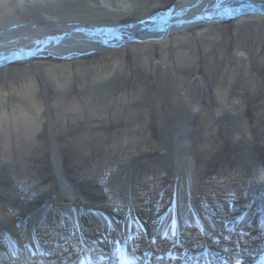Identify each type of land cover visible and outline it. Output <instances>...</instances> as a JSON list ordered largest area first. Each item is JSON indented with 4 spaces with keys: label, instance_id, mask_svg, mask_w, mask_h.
<instances>
[{
    "label": "rangeland",
    "instance_id": "1",
    "mask_svg": "<svg viewBox=\"0 0 264 264\" xmlns=\"http://www.w3.org/2000/svg\"><path fill=\"white\" fill-rule=\"evenodd\" d=\"M178 1L0 0V21L118 19L122 22H140L144 20L143 16L170 10ZM239 17L241 16L235 14L233 18L217 24L202 25L201 28H208L202 36L195 29L190 30L192 32L180 42L179 48L177 45L163 47L154 44L132 53L131 49L118 51L120 48L114 50L115 48L111 47L102 54L99 52L64 57L31 56L21 62L0 65V88L6 90L5 94H11L0 96V110L6 108L11 111L17 108L20 109L19 112L26 114L29 112L35 113L36 116L40 114L43 119L40 139L45 141L47 138L50 141V137L54 135L60 146L68 149L67 146L76 143L78 140L76 136H80L86 129L93 132L92 138L96 139H93L92 143L95 145L84 148V156L82 151L77 155L75 162L71 151L66 150L64 154L67 160L64 161L62 158V166L68 169V176L74 180V189L80 188L87 197L97 194L109 197L107 203L94 201L92 206L91 203H81V200L76 201L77 199L72 197L66 201H59L61 193L66 191L67 187L62 190V183L52 163L54 145L49 144L50 147L45 150L44 146L47 144L41 142V150L36 154L40 160L29 161L27 157L32 154L27 150L33 147L35 140L30 143V137H25L27 134L23 129L17 132L13 128L9 149L6 134L0 131L2 153L0 183H6L3 187L0 184V239L7 236L5 232L9 225L7 222L14 219L15 215L21 218L23 212L22 220H14L18 223L15 235L18 238L25 235L29 219L35 217L38 220L37 230L41 231L39 241H43L47 236L43 226L48 225V212L60 214L56 218V222H60L59 216L63 219L61 211L68 215V208L72 202L74 204L77 202L78 209L81 207L94 209L98 205H103L112 211L117 221L125 220L130 237L123 239L126 242L130 240V244L132 238H135V232L131 234V229L143 227L134 219L137 215L133 216V213L146 212L149 207L154 209L161 201L164 203L163 215L165 213L168 215L171 209L175 212L176 206L178 208L180 206L182 180L178 191L175 186L178 179H174V174L165 163L166 157L172 158L175 150L173 137H176L181 129L184 131L189 124L190 114H193L189 104L181 98L184 94L187 98L197 97L203 104L201 111L195 113L197 115L191 122L196 127L194 139H198L194 149L199 159L193 185L197 188L195 194L198 195L195 199L199 202L192 204L191 207L196 205L197 208L208 211L209 208H220L219 205L224 208L227 206L231 216H240L249 207L248 196L256 195L258 201L253 205L257 204L262 213L264 186L250 183L249 166L260 158L264 161V18L239 21ZM113 51L116 52L112 53ZM166 53L169 59L167 70L156 62ZM106 55L125 59L127 65L122 73L121 61L118 66L115 65L114 59L105 65L104 71L112 67L111 72L96 77L93 82L96 84L95 91L90 93L88 88L92 87V81L89 80L91 84L87 87L82 84L84 71L89 67L88 60L105 58ZM143 55L149 57L147 68L141 64ZM170 61L173 69L170 67ZM105 62L97 64V67H101ZM28 82H33L36 88L29 90ZM69 85H72L71 89H68ZM122 92L129 95L128 100L119 102ZM223 97L229 101L233 98L241 100L240 105L236 107L237 113L217 116L218 127H212L209 134L207 129L209 121H206V116L209 115V118L215 116L216 108L221 106L218 99ZM35 100L39 101L38 107L33 105ZM77 109L80 112L78 114ZM116 109L119 110L117 113ZM148 118L155 127L156 141L147 152L132 155V150H127L132 145H121V149H117L114 154L103 155L106 139L112 143L115 138V143L121 144V140L126 141L124 135L128 133L127 129L137 125L130 124L131 120L142 121L138 123L141 128ZM203 120L206 122H201ZM246 120L251 133L246 138L242 135L237 138L235 135L243 130ZM99 134L103 137L100 138ZM16 137L19 138L20 147ZM202 141L207 144L206 148L200 150L199 144ZM129 160L132 165L129 162L125 172L121 173L120 180L116 184L111 183L109 170L114 167V163L121 161L117 166L119 168ZM8 164L9 172L5 173V165ZM159 166L162 170L158 178L155 171ZM84 168L92 169L96 176L88 173L79 177L83 174ZM40 170L44 172L40 173ZM11 172L15 173L16 178L10 175ZM218 175L222 178H217ZM227 185H230V189L228 196L224 197L226 192L222 190L217 192V187ZM109 186V190L105 191ZM71 193L74 194L73 191ZM71 199L72 201H69ZM134 201L137 203L136 207L135 204L131 205ZM25 207L28 209L27 212L20 210ZM207 233L208 235H204L206 238L210 235ZM149 234L155 236L158 233ZM51 235L55 240L59 238L57 234ZM91 236L88 230L83 237H88L89 240ZM114 236H117V230ZM139 236L142 237L139 239ZM138 237V244L142 242L141 245L145 247L147 244L143 242L144 233L138 234ZM29 239L26 238L28 246L31 244ZM112 241H115L116 247L118 240L113 238ZM132 242L134 249L142 248L138 247L139 245L135 248L137 242H134V239ZM109 244L111 248L114 247L111 242ZM20 247L15 242L11 244L10 249L21 250ZM74 248L71 256H66L69 261L75 258L88 259L90 256V253H84L76 257L79 250L77 246ZM113 249L112 252L115 253V248ZM97 252H100V249H97ZM97 252L93 253V256L97 257ZM0 253L1 257H5L4 249L0 248Z\"/></svg>",
    "mask_w": 264,
    "mask_h": 264
},
{
    "label": "bare ground",
    "instance_id": "2",
    "mask_svg": "<svg viewBox=\"0 0 264 264\" xmlns=\"http://www.w3.org/2000/svg\"><path fill=\"white\" fill-rule=\"evenodd\" d=\"M235 14L241 16L238 19L239 21L264 18V0H179L170 10L143 16L144 20L140 22H122L118 19H111V21L100 19L38 22L20 20L0 21V65H10L12 63L21 62L31 56L64 57L99 52L102 54V52H105L111 47L115 48L114 50L120 48L118 51L131 49L130 51L132 53L136 52L139 48L149 47L154 44H160L163 47L177 45V48H179L180 42L189 35V32H192L190 30L195 29V31L202 36L208 30V28H201L202 25H214L220 21L233 18ZM114 52L116 51L112 53ZM113 59L116 66H118L121 61L120 68H122V70L120 73H122L127 65V61L125 59L122 60L120 57L116 58L114 55H106L105 58L88 60L89 67L84 71L82 84L87 87V85L91 84L89 80L93 83L96 77L109 74L112 67L104 71V66L113 61ZM141 59L142 66L147 68L149 65V57L143 55ZM103 61L108 62H105L101 67H97V64L99 65V63ZM156 62L157 64L160 63V65L167 70L169 66L168 54L166 53L164 56L157 59ZM170 62V67L173 69L174 66L172 61ZM70 80L73 82L72 78ZM71 86L72 85H69L68 89H71ZM27 87L30 88L29 90L36 88L33 82H28ZM95 87L96 84L93 83L92 87L88 88L90 93L95 91ZM5 91V89L0 88V96L2 94L11 95L5 94ZM128 96L129 95L124 92L120 93L119 102L128 100ZM132 98H134V96H132ZM181 98L189 104V109L193 114H190L191 118L189 124L184 128V131L181 129V132H179L176 137H173L175 140V150H173L172 158L166 157L165 163L174 174V179H178L175 183L178 191L180 181L182 180L181 192L179 194L180 206L179 208L176 206V213L173 212L174 210H171L168 215H166V213L163 215L164 203L161 201L154 209L149 207V210L146 212L133 213V216L137 215L134 219L138 220V223H141L143 227H138L136 229L133 227L131 229V234L136 230L138 231L134 233L135 238H132V241L134 239V242H137L138 234L142 235L144 233L143 242L147 244H145L146 247H143V249L141 248L142 250L139 248L133 249V253H136V255L133 257L129 256V249L133 246V242L131 241L129 249H126V241H124L123 238L130 237V230L124 223L125 220L117 221L112 215V211L107 210L103 205H98V207L94 209H90V207H81L78 209V206H76L77 202L75 204L72 202V205L68 208V215L60 210L63 217L62 219L59 216L61 223L56 222V218L60 214L57 215L55 212H48V225L43 226L45 228L43 231L47 236L44 237L43 241H39V238H41L39 232L41 231L37 230L38 228L36 226L38 220L35 217L29 219L27 233L22 235L21 238H18L15 235V229H17L18 223L14 220H22L23 212L21 218L16 215L13 216L14 219L7 222L9 225L5 228L7 236L0 239V248L6 251V254L4 253L3 255L5 257H1L2 255L0 253V264H69L71 260L69 261L66 256H71L70 253H73L75 250V248L73 249L74 246L78 247L79 257L84 253H90L88 259L91 260V257H95L93 253H96L97 249L109 251L111 248L109 242H111L113 246L115 243V241H112L113 238L118 240L116 247L114 246L115 253L117 252L118 254L121 252V258L126 260L129 257L130 262H134V260L146 258L150 253H158V251L155 252V250L160 246L158 245L159 242L157 244L153 243L158 234L151 236L149 233L154 234L160 231L162 234L167 233V238H170L169 236L171 232H173L174 224L177 230L181 228L184 229L187 225V228L184 229L182 234L184 237L183 240L187 241L186 243L189 246H191L192 243L193 246L197 244L195 247L197 250L193 252V254L195 257H198L200 254L201 261H206L207 253L210 257L213 254L224 255L229 253L235 256V260L244 261V263L241 264H252L254 258L259 259L261 255L256 256V254L259 252L260 248L264 246V231L262 230L264 227V210L259 214L260 210L257 204L253 205L258 201V196L257 198L256 195L248 196L247 207L248 205L249 207L246 211L244 210L240 216H231L227 206L224 208L219 205L220 208H209L208 211L197 208L196 205H194L195 207H191L192 204H197V202H199L195 199L198 195L195 194L197 188L193 186L197 175L199 160L194 149V144L197 143L198 138L194 139V129H196V127L195 124H191V122L195 119V115H197L195 113L201 111L203 104L197 97L187 98L184 94ZM218 102L221 106L216 108L214 113L215 116L213 118H209V115L206 116V121H209L207 128L209 134H211L212 127H218L216 118L218 119V117L221 116L220 114L237 113L236 107L240 105L241 100L233 98L229 101V99L223 97V99H218ZM37 103L39 104V101L37 102V100H35L33 105L37 106ZM19 110L20 109L17 108H13L11 110L12 112L6 108L0 110V131L6 134V142L9 149L11 148L13 128L17 130V132L23 129L27 134L25 137H30V143L35 140V142H33V147L28 148V150L26 148V150L31 151L30 154H32L27 157L29 161L37 162L40 160V158H37L36 154L41 150V142L47 144L44 146L45 150L50 147L49 144H53L54 155L52 163L62 183V190L67 187L66 191L64 190V192L61 193L59 201H66L67 198L72 197V199H77L76 201L81 200V203H91L90 206H92L94 201L101 204L107 203L108 196L97 194L93 197H87L80 188L74 189V180L68 176V169H64L62 166V158L64 161L67 160L64 154L66 150L71 151L70 154L75 162L77 160V155L84 151V148L95 145L92 143V140L96 139L92 138L93 132L86 129L80 136H76L78 139L77 142L69 144L67 146L68 149H66L60 146V142L54 135L50 137V141L47 138H45V141L40 139V137H42L41 130L43 126L41 124V120L43 119L40 114L36 116L35 113L29 112L26 114L25 112H19ZM39 110H41V108H39ZM118 111L119 110H117L116 113ZM76 112L77 114L80 113L78 109ZM121 114H123V111ZM58 115L61 116V114ZM206 121L203 120L201 122ZM140 122L142 121H130V124L137 123V125L127 129L126 132L128 133L125 132L126 134L124 135L126 141L121 140V144H116L115 138L112 143H109L110 141L106 139L103 155L114 154L117 149H121V145H132L127 149L132 150V155L137 153L141 154L140 152H147L149 147H152L156 141L154 136L156 130L155 127L151 125L149 118L143 123L141 128L138 126ZM248 126L249 123H247L246 120L243 130L238 131L235 136L238 138L242 135L246 138L250 135L251 131ZM98 136L100 138L103 137L102 134ZM16 142L20 147L21 144L18 137H16ZM206 144L205 141L200 142V150L204 147L206 148ZM1 154L2 153H0V155ZM84 154L85 151L82 155L84 156ZM2 160H4V157H2ZM129 162L131 161H126L119 168L117 166L121 164V161H116L114 163V167L109 170V172H111V183L116 184V182L120 180V175L123 171L125 172V168ZM130 164L132 165V162ZM5 169V173H8L9 164L5 165ZM161 170L159 166L155 171L158 178L160 177ZM82 171L83 174H80L79 177L88 173L91 174V176H96V174H94L95 171L90 168H84ZM39 172L42 173L44 170H40ZM10 175L16 178L15 173L11 172ZM221 175H218L217 178H222L220 177ZM249 178L251 179V184L254 183L255 185L264 186V161L262 158L253 162L252 166H249ZM233 180H235V177H233ZM0 184L2 187L6 186L4 182ZM109 188L110 186L107 187L105 191L109 190ZM229 189L230 185L223 187L218 186L217 192L220 190L226 192L224 195L225 197L228 196L227 193ZM71 191H73L74 194H70ZM72 199L69 201H72ZM37 202H41V200H37ZM131 205L136 207V201ZM152 207H154V205ZM217 208L218 210H216ZM132 209L134 210V208ZM20 210L28 211L27 207L20 208ZM196 215H198L199 221L196 220ZM259 215H262L261 221H259ZM235 217L236 219H234ZM192 224L193 226H205L207 229L206 232H209L210 235L206 238V236L197 234V230L192 228ZM103 226H105L104 229ZM144 229L149 231V233ZM88 230L92 235L89 237V240L87 239L88 237H83ZM116 230L117 236L115 237L114 232H116ZM50 234H57L60 240H55ZM28 237L30 238L28 240L31 243L29 244L30 246L26 243V238ZM15 242L21 246V252H19V249L14 251L10 249L11 244H15ZM141 243H139V245ZM47 244L50 245L48 246ZM90 244L91 246H89ZM198 245H201L200 249H198ZM88 259L79 260L86 264ZM152 263L154 264L153 261Z\"/></svg>",
    "mask_w": 264,
    "mask_h": 264
}]
</instances>
